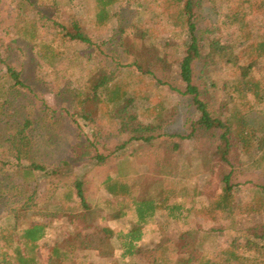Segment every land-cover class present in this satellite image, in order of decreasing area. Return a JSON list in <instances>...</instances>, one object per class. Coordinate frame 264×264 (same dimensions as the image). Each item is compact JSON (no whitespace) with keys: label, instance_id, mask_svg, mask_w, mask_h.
<instances>
[{"label":"rangeland","instance_id":"374dc122","mask_svg":"<svg viewBox=\"0 0 264 264\" xmlns=\"http://www.w3.org/2000/svg\"><path fill=\"white\" fill-rule=\"evenodd\" d=\"M166 1L168 0H102L99 11L103 16L111 11V16L109 22L98 24L95 0H0V43L3 56L21 71V77L28 86L16 99L15 105L18 113L29 117L32 122L28 129L33 145L30 160L41 162L50 168L62 167L57 177L52 175L41 179L40 191L35 198L37 205L29 209L30 212L20 210L19 206L26 201L34 183L22 181L23 178L14 168L0 170V194L4 193L1 201L6 202L4 207L0 206V222L6 219L2 212L5 207L8 210L14 208L8 214L9 221L5 222L16 225L17 229L29 222L40 221L41 216L34 215L33 210L49 212L54 205L49 206L47 203L62 200L65 189L70 188L68 185L71 186L75 178L81 176L92 205L101 202L92 223L112 230L114 235L106 237L105 247L113 250V256L109 260H119L120 250L115 231L130 227L134 217L128 215L117 218L112 210L107 209L102 202L107 197L102 180L108 175L116 177L146 173L145 162L149 160L145 155L164 145L170 138L169 135L187 133L189 120L197 116L189 96L181 95L167 84L156 86L144 78L139 70L126 66L131 62L146 65L150 61L156 67L155 73L158 76L171 85L182 88L177 76V64L183 54L182 42L186 34L184 29L173 23L170 15L174 7H167ZM231 1L235 3L234 0H214L213 6L209 0H204L201 9L197 10V31L203 38L197 73L204 65L208 70L205 78L218 85L230 77L231 70L216 52V47L229 43L238 36L236 27H226L218 13L226 12ZM71 16L88 27V34L94 45L90 47L62 42L55 35L53 22L66 21ZM263 18L264 13L259 10L248 15L253 30L262 25ZM34 19L40 24L38 38L50 42L57 50L65 53L53 60L45 59L37 53L32 42L18 34L17 25L21 26ZM121 64L124 66L121 67ZM98 65L108 66L107 70L115 69L121 78L124 77L131 83L128 93L134 97V101L126 109L129 113L145 124L160 121L161 127L154 130L150 143L132 141L126 151L118 155L110 154L119 143L128 138L127 133L119 131L114 119L109 121L106 117H98L91 124L81 118L73 121L68 115L67 110L77 108L71 92L73 86L84 80L91 69ZM263 72L262 69L259 75ZM203 97L212 109L217 110L223 92L218 87H210ZM91 105L94 106L96 115L100 116L96 104ZM261 108H264L263 103L256 104L248 115L254 126L264 125V115L259 113ZM94 132L96 136H93ZM173 139L178 140L177 137ZM87 140L94 141L93 146ZM181 142V152L174 155L172 165L174 172H182L179 176L183 177L163 176L154 168L152 177L154 185L160 189L180 190L182 186L185 187L188 191V206H192L193 211L184 213L180 220L167 217L164 210L157 211L152 221L143 228L141 251L133 261L152 264L157 249L170 239L176 240L179 232L187 228L198 229L200 233L210 230L205 246L214 260H222L225 256L223 250L235 246L236 251L242 254L256 255L254 246L245 247L243 244L250 240L249 243L264 246V213L240 210L235 212L232 220L226 215L217 213L212 216L200 211L213 198L211 193L219 192L217 174L209 172V168L217 161L216 146L206 143L199 146L197 152L191 140ZM96 152L107 156L106 160L95 163L92 156ZM63 160L69 163L68 166H60ZM234 162L233 180L241 183L234 190V200L243 209V204L251 199V186L263 183L262 173L241 153L236 154ZM63 204L64 208L59 210V216L49 215L45 221L46 234L38 241V264H47L46 257L50 248L54 245L61 246L68 234L67 230L77 226V223L71 222L73 217L66 209L67 205L72 206L74 203L64 200ZM178 240L176 246L180 244ZM90 259L92 264H111L106 258L94 255Z\"/></svg>","mask_w":264,"mask_h":264},{"label":"trees","instance_id":"16d2710c","mask_svg":"<svg viewBox=\"0 0 264 264\" xmlns=\"http://www.w3.org/2000/svg\"><path fill=\"white\" fill-rule=\"evenodd\" d=\"M54 1L51 0V2ZM203 1H166L167 7H174L170 15L173 23L184 29L186 34L182 42L183 54L177 64V76L183 85L182 88L173 86L158 76L155 73L156 67L150 61L146 65L136 62L126 64L127 67L133 66L139 70L144 78L156 86L167 84L181 95L189 96L197 116L189 120L187 133L169 135L170 138L164 145L145 155L149 160L145 162L146 173L116 177L108 175L102 180L101 183L107 196L102 202L107 209L112 210L117 218L128 215L134 217L130 227L118 228L115 231L120 250L119 260H109L113 256V250L105 247L106 237L114 235L112 230L107 229V231L104 227H97L92 223L101 202L92 205V201L85 192L84 179L78 176L71 186L67 184L70 188L65 189L62 200L47 203L49 206L54 205L51 212L41 210V212H34L33 210L34 215L41 216L40 221L29 222L17 229L16 225L12 226L11 223L5 222L9 221L8 214L14 208L11 210L3 208L2 212L6 219L0 222V264H38V241L46 234L45 221L49 215L59 216L61 213L59 210L64 208V200L74 203L72 206L67 205L66 209L73 217L71 222L77 223V226L67 230L68 234L61 246L54 245L50 248L46 257L47 264H85V260L87 264H92L90 256L93 255L106 258L107 261H111V264H140L133 260L141 251L140 240L143 228L152 221L157 211L164 210L167 217L175 220H180L184 213L188 214L193 211V207L188 206V191L185 187L182 186L180 190L160 189L159 186L154 185L152 177L153 168L163 176L183 177V175L179 176L182 172H174L172 165L174 155L181 152L182 140H191L197 152L200 149L199 146L206 143L216 146L217 161L209 168V172L217 174L219 192L213 191L211 193L213 198L208 206L201 208L200 211L210 213L212 216L217 213L226 215L232 220L235 212L240 210V212L244 210L247 213H264V137L262 138L264 125L254 126L248 118L251 108L256 104H264V72L259 75L260 71L264 70V18L257 30H253L248 19V15L255 10L264 13V0H234L235 3L231 1L226 12H218L223 18V24L226 23V27H236L238 33L235 40L216 47V52L231 70L230 77L222 80L219 85L205 78L208 70L204 65L197 73L203 40L197 31L199 16L197 10L201 9ZM209 1L214 6V0ZM101 3L102 0H95L96 20L98 24H105L110 21L111 11L103 16L99 11ZM68 19L52 24L59 40L90 47L94 45L84 22L74 16ZM36 21L35 19L29 20L21 26L17 25L18 34L32 42L37 48V53L45 59L53 60L61 53H65L57 50L50 42L38 38L40 24ZM123 66L124 64H121V67ZM107 68L108 66L101 65L92 68L84 80L78 81L73 86L71 92L77 108L67 110V112L73 121L81 118L91 124L98 117H106L109 121L114 119L119 131L128 134V138L110 152V154L118 155L126 151V147L132 141L150 143L154 137V130L161 125L160 121L147 124L140 122L134 114L126 110L134 101V97L128 93L131 83L124 77L121 78L122 76L115 69L107 70ZM27 87L21 77V71L8 63L3 56L0 43V170L14 168L23 178L22 181L34 183L26 201L19 206L20 210L30 212L29 209L37 205L35 198L40 191L41 179L52 175L57 177L62 167L50 168L41 162L30 160L33 145L28 129L32 122L29 117L21 116L15 105L16 99ZM210 87H218L223 92V98L217 110L212 109L203 97ZM85 102L88 104L84 105ZM92 103L96 104L100 116L93 111ZM259 113L264 115V108H261ZM258 133L261 135L259 136ZM93 136H96V132ZM174 137L178 140H174ZM87 142L90 145L94 144V141L87 140ZM237 153L243 154L252 166L261 171L263 180V183L251 186L253 188L251 199L243 204V209L234 200V190L241 185L240 182L233 180L234 160ZM92 158L95 163H102L107 156L96 152ZM61 163L60 166L63 167L69 164L66 160ZM2 194L4 195L3 192ZM2 194H0V206L4 207L6 202L1 201ZM209 231L200 233V230L195 228L182 229L176 238V240L179 239V246H176L174 239L166 241L157 249L152 264L264 263V246L249 243L250 240L243 245L245 247L254 246L256 255L242 254L236 251L235 246L232 249L223 250L225 256L222 260H214L205 246ZM247 239H250L249 236Z\"/></svg>","mask_w":264,"mask_h":264}]
</instances>
